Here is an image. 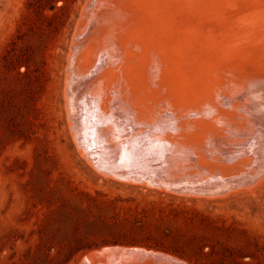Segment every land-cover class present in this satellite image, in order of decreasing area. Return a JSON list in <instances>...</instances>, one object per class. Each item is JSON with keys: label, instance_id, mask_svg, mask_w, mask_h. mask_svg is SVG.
I'll return each instance as SVG.
<instances>
[{"label": "rangeland", "instance_id": "rangeland-1", "mask_svg": "<svg viewBox=\"0 0 264 264\" xmlns=\"http://www.w3.org/2000/svg\"><path fill=\"white\" fill-rule=\"evenodd\" d=\"M88 3L87 0H0V264H264V169L257 173L255 166L262 157L257 156L261 160L257 159L255 156L258 153L253 151L257 149L247 145V139L253 140L255 135V140L259 137L254 123L248 122L250 125L245 140L231 147L236 152L232 158L227 157L231 149L225 144L233 141V134L221 133L215 123L216 136L213 139H218V144L221 142L222 149L203 150L205 153H216L213 154L215 157L227 148V152H222L226 156L223 165L232 173L226 170L224 176L220 174V169H213L210 165L203 168L195 165V170L187 166V178L182 171L166 170L169 156H176L171 157L172 161L180 163L177 147L165 142L166 133L175 131L169 113L161 116H166L163 119L165 126L156 122L159 126L154 124L155 128L150 124L155 122H146L149 125L145 127L148 126L149 131L146 129L144 134L157 132L149 134L151 137L137 135L138 128L141 130L138 133H143L144 125L140 123L137 127L136 124L130 126L132 130L136 129V134L134 130L131 133V129L127 131L126 127L119 128L113 123L112 128L120 130L118 133L115 130L109 132L107 138L110 139L100 144L93 140L101 154L96 150L93 152L97 155L91 150L85 151L84 145L78 144L74 126H71L68 117L65 88L71 47L80 38L76 31L85 20ZM223 75H228V72H223ZM229 76L226 77L229 79ZM230 78L229 86L232 87L233 80ZM262 86L264 88V83ZM241 119L244 120L243 117ZM260 123H256L257 127L264 126ZM160 126L166 130L165 134L163 129L160 131ZM170 126L173 127L171 131ZM110 133L114 134L110 136ZM120 134H124L123 137L118 136ZM128 134L129 138L133 134L139 137L133 135L132 140L135 137L140 140L135 138L136 142H131L126 138ZM152 136L155 139L149 140L150 143L148 139ZM117 137L123 146L118 143ZM260 138L264 140V135ZM259 139L254 141L260 145L262 140ZM128 141L130 146V143L125 144ZM152 142L159 147H153ZM143 143L147 146L142 147ZM135 144L139 146L136 149L133 147ZM109 147L111 150L116 148V151L122 147L119 153L125 155L118 153L120 158L114 156ZM137 148L141 150L136 151ZM153 148H157L160 157ZM107 149L109 155L106 156ZM173 150L177 152L172 154L170 151ZM185 150L190 149L184 148L183 154L200 159L197 150H190L192 154ZM246 151L254 153L256 161L252 158L254 161L251 163L252 159H245ZM163 152L166 157H163ZM137 154L142 156L139 158ZM93 155L99 165L102 162L100 166L97 167ZM144 155L148 160H144ZM104 157L110 161L117 160L118 163L114 161L117 166L112 161V167ZM128 158L130 160L118 165L119 161ZM146 160L148 166L145 165ZM241 162H245L244 166ZM236 163H241V167L250 165L248 169L245 167L247 170L240 168L245 170L243 177H251L247 182L250 187L245 182L232 183L235 186L230 184L228 187V180L235 182L241 177L240 172L244 174ZM251 165H255L254 168ZM106 166L112 167L106 169L107 173L104 170ZM140 166L145 174L138 172ZM232 167H236L239 174L236 175ZM250 167L253 168L251 171ZM190 168L192 170L188 171ZM203 170L209 174L204 176ZM252 170L255 171L252 173ZM117 171L121 177L115 173ZM135 172L146 178L138 175L142 182L136 180ZM172 173H179V176ZM146 174L150 176L148 180ZM214 175L216 179L220 177L219 182H212ZM220 175L233 176L227 180ZM206 180L214 186L206 184ZM200 182L204 183V188ZM177 186L188 188L182 191ZM195 188L201 194L194 192Z\"/></svg>", "mask_w": 264, "mask_h": 264}, {"label": "bare ground", "instance_id": "bare-ground-1", "mask_svg": "<svg viewBox=\"0 0 264 264\" xmlns=\"http://www.w3.org/2000/svg\"><path fill=\"white\" fill-rule=\"evenodd\" d=\"M87 2L89 3L85 6V20L82 21L83 23L80 22V24L82 23L80 25L82 30H80L79 26V30L76 28L78 30L76 34L80 36V38L77 40L74 38L76 41L71 47L65 88L67 112L69 111L68 117L70 118L71 126L72 124L74 126L73 130H75L74 134L79 142L78 144H83L84 148L87 149L85 151L91 150L93 152V150H96L95 142L98 144L106 142L108 133L111 131L114 132L113 130H115L112 128L114 127L113 123L119 126V128L126 127L124 129H127V131L131 129V125L134 126L136 124L135 127H137V123H140L144 125L143 128L139 124L142 127L143 133H138L141 131L140 128H138L139 131L137 135L141 134V137L146 134L147 136L155 132L144 134V131L148 127H145L146 124L153 121L155 123L150 122V124H153L152 126L158 122L160 123L159 125H161L164 121L163 119L166 117L164 116L162 118L161 116L169 113L170 115L167 114V117L168 115L172 116V120L170 119V121L174 122L173 127L176 132L174 131V135L172 134L174 132H169L171 128L173 129V127L170 126V130H167L169 133L165 135L166 139L161 138V135L159 136L161 139H165V142L168 141L177 147L176 150H178L179 155H175L178 156V161L180 163L172 161L173 158L176 157L175 155V157L168 155L166 170L169 172L182 171L185 174V168L187 166L193 167L195 165H200L202 167L204 165H210L213 169L214 167L218 170L220 169L219 171L222 172L220 173L222 175L228 170L223 165V162L225 163L223 160H226V156L222 153L226 151L227 148L219 154L217 153L218 155L215 157L213 154L216 155V153L212 154L210 151H220L222 149L220 145L221 142L218 144L216 142L218 139L215 138V141L213 139L216 136L214 133L216 132L214 131V126H216L215 123L218 126L217 128L222 131L221 133L226 135H229V133L233 134V141H228L225 144V146L231 149H228V152L226 151L229 154L227 157L230 158L236 156L235 148L232 149L235 143L245 140V135L248 131V122L251 124L254 123L253 127H255L256 134L259 136L257 137L258 139L264 135V126L261 125L264 123V97L262 96V92L264 91V88H262L264 83V0H87ZM258 40L261 41L262 44L257 42ZM223 72H228V75H226L227 77L229 74L231 75L229 79L231 80L230 77H232V87H230L231 85L229 86V79L223 75ZM225 79L228 82V84H226V86H229L228 88L225 86ZM228 107L230 108L228 109ZM241 117H243L245 121L241 119ZM168 119L169 117L167 120ZM256 121L259 123L262 122L260 123L261 126L257 127L256 123L258 122ZM159 125L157 124V126ZM154 127L156 128V126ZM162 129L165 134L166 130L162 127L160 131ZM249 129L252 130L251 128ZM133 130L135 133L136 129ZM133 130L131 129V133ZM119 131L117 129L115 130L116 133ZM160 131L158 130V132ZM111 134L113 135L114 133H110V136H112ZM155 134H157V132ZM123 135L120 134L118 136L123 137ZM130 135L128 134V137H124L132 140L134 134L129 138ZM149 136L151 137V135ZM251 137L253 138L254 136ZM255 137L253 140L251 138L247 139V145L251 148H256L258 152L257 150L253 151H256L255 153H258V155L256 154L255 156L254 153L252 155L250 151H246L244 153L245 156L242 155L245 159H254L257 156H261L262 158H260L262 160L257 157L261 162L259 161L258 163L257 160V162H255V164L258 163L257 166L254 165L257 168V173H261L264 169V140L260 138L259 140H262V143L259 145L258 142H255L257 140V138L255 140ZM135 138H133L131 142L135 141ZM138 138L136 139L140 140ZM143 138L145 139V137ZM116 139H118L117 141L120 143L119 138L117 137ZM124 139L125 138H123V140ZM152 139H155V137L148 139V141ZM223 141V143H225V140ZM131 142L128 141L125 144L130 143L128 144L130 146ZM107 143H109V141ZM110 143L112 142L110 141ZM120 144L122 145V142ZM112 145L113 144L110 146ZM137 146L138 145L135 144L133 147L136 149ZM143 146H145L144 143L142 147ZM155 146L159 147V144L153 147ZM120 148L118 147L116 151V148L111 150L109 147L114 156H117ZM128 148L125 147V149ZM184 148L197 150L199 152L197 154L201 156L200 159L197 158L198 160H196L192 156H189V154H183L182 150ZM99 149L96 151H99L101 154ZM138 149L139 148H137L136 151H138ZM156 149L157 148L154 150L153 148L156 155L160 157V154H158L160 152ZM203 149H210L209 151L212 155L207 152V150V153H205ZM161 150L162 149H160V151ZM190 150L185 151L189 152ZM174 151L175 150L170 152L173 154ZM108 152L109 150L106 152V156L109 155L107 154ZM94 153L95 152H93V154ZM103 153L104 152H102V154ZM144 153L146 154V152ZM95 154L97 155V153ZM119 154L125 155L123 152ZM164 154L165 156L161 155L166 157L167 154ZM114 156L113 158L117 159ZM141 156L137 154V157L140 158ZM144 156L145 158H142H144V160L147 159L146 155ZM240 156L239 159L241 158ZM150 157L156 160L153 158V154ZM95 158L94 156V159ZM104 159L107 160L106 157H104ZM115 159L114 161L118 163ZM253 159L251 163L255 160ZM128 160L130 159L128 158L125 161L121 160L122 162L119 161L118 165L120 166ZM147 160L145 165L148 164ZM90 161L91 164H93L92 160ZM112 161H110L111 165L114 162ZM174 161H177V159H174ZM97 163V167L102 164V162L100 165ZM116 163L114 165L117 166ZM160 163H162V161ZM241 163H236L239 166V168L237 167L238 169H246L250 166L246 165V168L241 167L242 164L244 166L245 162ZM151 164L154 166L153 163ZM158 165L159 164H157V166ZM137 166L139 165L137 164ZM252 166L253 165H251V167ZM108 167L112 168L113 165L112 167H104L105 172L106 169H109ZM143 167V170L146 171V167L144 165ZM158 167L160 168V166ZM251 167L249 171L253 169ZM139 168L138 172L142 171L145 174L141 166ZM216 169L214 170L215 174ZM232 169H235V171H233L235 174H239V170H236V167H232ZM243 169L240 170L243 171ZM155 170L157 173V169ZM191 170L190 168L188 171ZM204 171L205 170L202 172ZM249 171H246V173H249ZM253 171L255 170H252V173ZM123 172L124 171H122V174ZM228 172L232 173V170L229 169ZM243 172L244 174L240 172L242 174L241 177L239 175L240 178L236 176L238 179L236 180L235 178V182L232 180L229 182L228 180V178L232 179L234 174L231 175V177L226 175L222 177L226 173L220 176L228 180V183L225 181L227 185L229 184L228 187H230V184L231 186H235L232 183L238 182H245L247 184L251 177H243L246 175L245 170ZM115 173L118 174V171ZM146 173L149 172L147 171ZM207 173L209 174L208 171ZM207 173L204 172L203 175H208ZM134 174L132 175L131 173L132 176L136 177V180H141V178L145 177L140 176L138 173L141 177L138 178L136 172ZM125 175L126 173L123 174V176ZM131 175H129V178ZM185 175L187 178L188 175ZM191 175L193 176V174ZM173 176H179V173L178 175L175 173ZM213 177L214 180L212 182H219L218 180L220 179L218 178L220 177L217 179L215 175ZM148 178H150V176H147V180ZM164 178L166 177H161V179ZM134 179L132 180L135 181ZM144 180L146 181V179ZM144 180L143 182L145 183ZM198 180L205 182L204 179ZM159 181L161 182V180ZM150 182L146 184H150ZM153 182H156V180ZM207 183L209 182L206 180V184ZM202 184L204 185V183H201V185ZM211 184L209 183V186ZM203 185L201 187H203ZM247 185L249 186V184ZM191 186L192 185H190V187ZM205 186L207 187V185ZM218 186H220V184ZM187 188L178 189L186 191ZM207 189H209V187ZM223 189H221L222 192L225 190ZM195 191L196 188L194 192ZM216 192H218L217 189ZM199 193L201 194V192ZM206 195H208V193H206ZM115 252L114 248V255ZM111 256H113L112 253ZM111 256L109 258H111ZM89 257L92 258L93 256ZM91 258L89 260H91ZM127 260L126 258V261ZM87 261L88 260H86V262ZM90 263L92 264V262ZM114 264H116V262H114Z\"/></svg>", "mask_w": 264, "mask_h": 264}]
</instances>
